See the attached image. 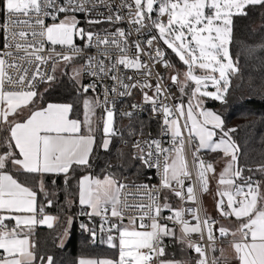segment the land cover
Masks as SVG:
<instances>
[{
    "label": "snow or ice",
    "instance_id": "snow-or-ice-1",
    "mask_svg": "<svg viewBox=\"0 0 264 264\" xmlns=\"http://www.w3.org/2000/svg\"><path fill=\"white\" fill-rule=\"evenodd\" d=\"M254 8L264 10V0H0V264H56L39 250L37 229L51 230L53 244L64 248L76 216L89 224L98 218V230L81 222L82 234L118 255L81 256L75 264H264V162L241 165L238 128L204 106L206 99L228 102L241 75L231 50L236 18ZM81 18L89 25L126 20L129 28L92 31ZM157 66L170 70L167 78ZM63 77L75 102H46ZM125 98L134 102L117 113V99ZM117 115L128 120L123 128ZM206 154L223 159L218 175ZM146 170H155L158 183L140 179ZM58 177L64 220L46 211L55 206ZM213 178L215 209L228 225L201 207ZM166 240L180 258H169Z\"/></svg>",
    "mask_w": 264,
    "mask_h": 264
},
{
    "label": "trees",
    "instance_id": "trees-1",
    "mask_svg": "<svg viewBox=\"0 0 264 264\" xmlns=\"http://www.w3.org/2000/svg\"><path fill=\"white\" fill-rule=\"evenodd\" d=\"M261 45H264V10L254 8L249 10L247 17L236 18L235 43L231 50L234 55L240 56L241 75L233 80V90L228 97V102L221 104L210 100L206 103L208 108L222 115L226 121L225 126L227 128H238V131L232 135L242 150L240 164L253 167L258 163L264 162V48ZM246 49H251L252 51H246ZM168 59L173 63L177 62L169 51ZM62 79L64 80L63 84L57 83V86L45 94L44 99L46 102H75L71 85L66 77ZM84 83H87V81L85 80ZM79 112L80 106L77 104L74 115ZM119 146L120 143L117 140L113 151ZM99 163L103 164V153H101ZM90 171L99 175L101 168L94 167ZM83 174V172H77L76 176ZM147 175L148 172L146 170L140 179L146 181ZM245 175H249V173L246 172ZM51 179V177L47 178L50 188ZM56 179L60 186V191L57 198H55V206L46 208V211L49 214H56L60 215L61 218H66L65 213L61 211L65 199L63 177ZM71 183L74 185L75 180L71 181ZM75 191L76 189L73 188L72 192L75 193ZM38 196L39 200H44V196L41 194ZM78 211L79 207L76 205L71 208V212L74 215ZM81 222L83 221L75 219L70 238H68L64 248L56 247L52 242L53 235H49L46 238V244L39 246V250L42 253L52 254L55 257L56 264H75L81 256L115 258L118 255L117 250L109 249L105 244L90 245L87 242L88 237L82 234L79 228ZM49 234H53L52 231ZM165 242L168 244L169 258L173 254L177 258L179 255L178 247L174 248L171 240H166Z\"/></svg>",
    "mask_w": 264,
    "mask_h": 264
},
{
    "label": "built area",
    "instance_id": "built-area-1",
    "mask_svg": "<svg viewBox=\"0 0 264 264\" xmlns=\"http://www.w3.org/2000/svg\"><path fill=\"white\" fill-rule=\"evenodd\" d=\"M153 15H155V13H153ZM80 26H82L84 28H87L89 30H92V31H97V30H100V29L105 28V27L114 28V27H117V26L118 27H123L126 30L129 28V25L127 24V21L126 20L122 24L116 25V26L107 25V24H99V25L93 24V25H89L82 18H81V24H80ZM145 32H146V30H145ZM132 39L133 40L136 39L135 35L132 36ZM75 42L77 43V45L83 46V44H78V43H81L82 42L80 39L76 38ZM155 46L156 45L154 44L153 45V48H155ZM93 51H95V50L93 49ZM153 55H154V53H153ZM145 59H147V58L145 57ZM157 68L167 78L168 72L170 70H165L162 66H157ZM129 74H131V73H129ZM89 79H90L89 77H86L87 83L89 82ZM155 79L156 78L154 76L153 77V81H152L153 83H155ZM169 84H170V81H169ZM172 91L175 93L176 100L178 101V99L180 98L179 97V93L174 88L172 89ZM149 94H151V92ZM139 100H140V95H139V93H137L136 96H135V101L138 102ZM132 102H134V101L131 98H125L124 101H123V103H121L119 101V99H117V113H119V111H121V110H126L127 107H128V105L131 104ZM168 103L169 104H172V103H174V100L173 99H169L168 100ZM144 119L145 120L148 119V114L147 113L144 114ZM127 124H128V120L127 119L121 120L119 118V115H117V127L118 128H123ZM151 131H152V133H153L154 136L159 133V127H158L157 122L155 120L152 121ZM188 159H189V162L191 163V152H188ZM205 159H208V155L207 154L205 155ZM147 172H148V175L146 176V181H144V182L149 183V184H156V183H158V177L156 176L155 170H151V171L147 170ZM149 177H152V179H149ZM212 183H213V179L211 180L210 184H212ZM206 194H204L202 196V198H201V207L202 208H203L202 199H203V197ZM169 202H170V204L173 207H179L181 205V201L179 199H177L176 197L171 196V195H170ZM189 206L195 207V205H189ZM170 214L171 213H169V212H165L164 213V215H170ZM186 218H188L191 221V223H193V224L195 223L194 220H191V217H186ZM76 219L77 220H82L85 224H89V220H88V217L87 216H76ZM93 219H94L95 223L89 224V226L90 227H96L97 230H98L99 220H98V218H93ZM164 222L167 223L169 227L174 228L175 231H177L179 233V230H180L179 229V226L176 225V224H174V222H172V221H164ZM193 239H197V237L194 236ZM89 244L90 245H98V244H102V243H100L99 240H98V242L96 244H91V243H89Z\"/></svg>",
    "mask_w": 264,
    "mask_h": 264
},
{
    "label": "crops",
    "instance_id": "crops-1",
    "mask_svg": "<svg viewBox=\"0 0 264 264\" xmlns=\"http://www.w3.org/2000/svg\"><path fill=\"white\" fill-rule=\"evenodd\" d=\"M38 192H39V189L37 188L36 189ZM215 191L216 190H211L210 193H208L207 195H205L202 199V205H203V209L207 211V213L209 215H211L212 217L216 218L217 220H220L221 217H219V214L218 212L216 211L215 209ZM43 196V194H41ZM38 201L42 202L43 200H39V196H38ZM76 206L79 207L78 205V199L76 201ZM52 215H56V214H52ZM62 220L66 219V218H61ZM234 219V218H232ZM77 220V219H76ZM79 221V220H78ZM226 225H228V223H224ZM230 226V225H229ZM51 230L47 229L46 227H39L37 229V235H36V239H37V242H38V245L39 246H42L45 241H46V238L50 235L52 236L53 234H49ZM177 234H179L177 232ZM68 239H66V242H67ZM46 244V243H45ZM66 244V243H65ZM225 248H226V254L231 257V249L227 247V245L225 244ZM195 254L193 253V256ZM86 258H90V257H86ZM177 258H180V254L177 256Z\"/></svg>",
    "mask_w": 264,
    "mask_h": 264
},
{
    "label": "rangeland",
    "instance_id": "rangeland-1",
    "mask_svg": "<svg viewBox=\"0 0 264 264\" xmlns=\"http://www.w3.org/2000/svg\"><path fill=\"white\" fill-rule=\"evenodd\" d=\"M162 43V42H161ZM78 44H83V42H81V43H78ZM169 51V53H170V55L172 56V57H174L175 58V60L177 61L176 63H174L176 66H177V68H180V69H184V66L178 61V59L174 56V54H172L171 53V51L170 50H168ZM57 77H58V79L59 78H61L60 77V74H59V72L57 73ZM67 78V77H66ZM86 80V76L83 78V82ZM41 90H43V89H41ZM209 90H214V89H209ZM185 99V101H186V98H184ZM211 99H206V101H205V108H207L208 110H212V111H214L213 109H211V108H208L207 106H206V103L207 102H209ZM216 112V111H215ZM208 156L210 157L209 159H214L215 158V160H216V163H215V167H216V172H217V175H218V173L221 171V169L223 168V166H224V161H223V159L222 158H220V154H208ZM213 183H214V185H215V187H217V184H216V179L215 178H213ZM221 220V222L222 223H228L229 224V221H225V220H222V218L220 219ZM231 226V225H230Z\"/></svg>",
    "mask_w": 264,
    "mask_h": 264
},
{
    "label": "bare ground",
    "instance_id": "bare-ground-1",
    "mask_svg": "<svg viewBox=\"0 0 264 264\" xmlns=\"http://www.w3.org/2000/svg\"><path fill=\"white\" fill-rule=\"evenodd\" d=\"M168 58V57H167ZM208 155V154H207ZM208 159H209V156H208ZM210 189L211 190H216V187H215V185H214V183H212V184H210ZM208 194V193H207ZM206 194V195H207Z\"/></svg>",
    "mask_w": 264,
    "mask_h": 264
},
{
    "label": "water",
    "instance_id": "water-1",
    "mask_svg": "<svg viewBox=\"0 0 264 264\" xmlns=\"http://www.w3.org/2000/svg\"><path fill=\"white\" fill-rule=\"evenodd\" d=\"M79 39V38H78Z\"/></svg>",
    "mask_w": 264,
    "mask_h": 264
}]
</instances>
